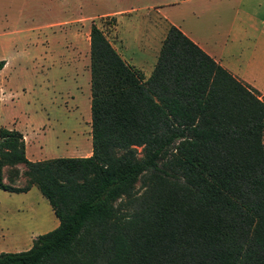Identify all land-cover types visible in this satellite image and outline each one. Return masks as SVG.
Masks as SVG:
<instances>
[{"label": "trees", "instance_id": "obj_1", "mask_svg": "<svg viewBox=\"0 0 264 264\" xmlns=\"http://www.w3.org/2000/svg\"><path fill=\"white\" fill-rule=\"evenodd\" d=\"M89 66L90 155L30 160L22 132L0 126V187L36 185L58 218L28 248L0 251V264H264L258 90L175 24L145 78L92 22ZM17 163L25 185L3 181ZM146 172L145 196L131 198ZM124 195L129 211L115 204ZM91 234L111 246L97 263L85 255Z\"/></svg>", "mask_w": 264, "mask_h": 264}, {"label": "rangeland", "instance_id": "obj_2", "mask_svg": "<svg viewBox=\"0 0 264 264\" xmlns=\"http://www.w3.org/2000/svg\"><path fill=\"white\" fill-rule=\"evenodd\" d=\"M83 1L85 3L80 9L76 0H0V29H10L13 25L17 26V22L18 27H26L57 21L80 13L81 10L82 13H87L88 23L95 22L111 39L113 35L109 16H99L103 11L135 6L139 7V11L146 12L147 7L163 4V11L171 17L184 16L189 20L195 18L202 20L206 17H216L218 12H224L223 17L229 22L231 18L233 19L235 9L238 8V0ZM250 1L255 2V0ZM154 15V11H150L146 17L151 18ZM60 27L56 25L42 30H28L31 38H36L38 34L39 39L35 48H28L29 59L19 60L15 54L16 48H5L0 45V58H8L10 61L6 71H10L13 75L11 85L14 90L13 94L0 102V126L13 127L12 121L15 118H18L21 126L33 123L38 128L44 125L47 128V140L52 147L53 155H69L71 152L65 151L68 145L60 142L68 139V135L71 136L68 142L70 146L87 144L89 137L92 145L90 45L87 46L85 53L81 52L79 60H73L67 66L62 60L71 56L73 52L62 42L58 31ZM44 30L49 34L54 30L57 38L49 40L47 44L48 42L42 40ZM17 60L21 64H17ZM24 60H28L26 64ZM64 70L65 76L62 77L59 74ZM247 83L253 86L250 82ZM258 93L264 98L262 91L258 90ZM36 130L34 131L36 135H42V131L39 130L40 133H37ZM57 137L59 142H56ZM24 168L25 165L22 164L21 169ZM14 172L19 173L20 167L15 168ZM21 176L18 175L12 182L25 185L26 178L23 174ZM148 180V172L137 178L131 190V198L139 199L145 196L146 188H149ZM115 204L127 211L131 210L133 205L128 202L125 195L118 198ZM57 224L58 218L48 199L36 185L20 192L0 188V251L26 249L38 234L52 229ZM91 235L84 245L85 255L92 258V262L97 263L109 253L111 246L109 248L99 236Z\"/></svg>", "mask_w": 264, "mask_h": 264}, {"label": "crops", "instance_id": "obj_3", "mask_svg": "<svg viewBox=\"0 0 264 264\" xmlns=\"http://www.w3.org/2000/svg\"><path fill=\"white\" fill-rule=\"evenodd\" d=\"M184 1L189 2L191 0ZM76 3L81 9L85 2L76 0ZM68 8L70 7L68 6ZM162 8L163 4H156L147 7L146 12H141L139 7L129 6L112 11H103L99 14V16L115 17V23L111 25L113 36L110 40L121 56L139 67L145 77L149 76L154 67L168 27L175 24L234 75L250 82L256 89L264 93V0H255L254 3H251L250 0H238V8L235 9L233 19L231 18L229 22L223 17L224 12H218L216 17L189 20L184 16L171 17ZM150 11H154L155 15L151 18L146 17ZM16 24L17 26L13 25L10 29H0V45L5 48H16L15 54L19 60L29 59L28 48H35L39 40L38 34L36 38H31L28 30H42L60 25L58 31L62 42L73 52L71 56L62 60V62L67 63V66L73 60H79L81 52L85 53L87 46L90 45L91 23L87 21V13H82L81 10L80 13L69 15L65 19L57 21L37 23L26 27H18V22ZM42 32L44 33L42 40L48 42L47 44H49V40L57 38L54 30H52V34L45 30ZM4 59L5 64L0 71V102L14 93L11 85L13 75L10 71H6L10 61L8 58ZM24 61L26 64L28 60ZM17 64L21 63L17 60ZM60 73L59 75L62 77L65 76V70ZM47 119L49 120V118ZM20 124L18 118L13 119L12 126L22 132L26 156L30 160L56 156H85L92 152L90 137L87 139V144L70 146L68 142L71 136L68 135V139L60 142L68 145L65 151L71 153L69 155H53L52 147L47 140V128L44 125L37 128L33 123L27 126ZM35 130L37 133H40L39 130L42 131V135H36ZM56 142H59L58 137ZM22 164H16L17 167H20V177H22ZM8 167L7 164L2 167L3 181L20 186V184L8 180Z\"/></svg>", "mask_w": 264, "mask_h": 264}]
</instances>
